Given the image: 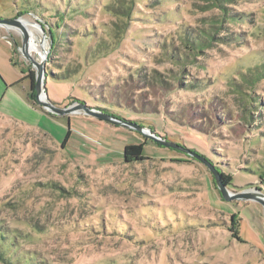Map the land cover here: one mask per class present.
Here are the masks:
<instances>
[{
	"label": "rangeland",
	"instance_id": "rangeland-1",
	"mask_svg": "<svg viewBox=\"0 0 264 264\" xmlns=\"http://www.w3.org/2000/svg\"><path fill=\"white\" fill-rule=\"evenodd\" d=\"M17 18L34 60L48 43L58 108L150 128L232 176L231 192L264 193V0H0V19ZM204 32L215 39L190 53ZM22 44L0 27V78L50 119L1 102L0 264H264L260 204L224 200L207 165L135 130L44 111Z\"/></svg>",
	"mask_w": 264,
	"mask_h": 264
},
{
	"label": "water",
	"instance_id": "water-1",
	"mask_svg": "<svg viewBox=\"0 0 264 264\" xmlns=\"http://www.w3.org/2000/svg\"><path fill=\"white\" fill-rule=\"evenodd\" d=\"M21 20H22L21 18L0 19V27L7 28L8 30L14 29L21 34L23 44L22 47L20 48V51L27 60H31L33 67L36 68V92H37L36 100L38 105L41 106L44 111L56 116H65V115L83 113L87 116H91L117 126L135 130L161 146L184 152L194 158H197L203 164L207 165L215 178L217 188L219 189L224 200L229 202L232 201L255 202L260 204L264 209V193H261L260 191L231 192L229 190V187L223 182L222 173L217 168H215L207 159L200 156L196 152H193L185 148L184 146H180L176 143L164 139L162 136L156 134L150 128L140 126L131 121L116 118L101 110L90 108L85 104L76 103L66 108H58L56 105H54V103L49 98L45 83L47 78L46 62L48 60L49 51L47 50L45 59L41 62L35 61L34 59L31 58L28 52V47L30 45V35L27 32V30L23 27ZM50 38H51V42L53 43V37L51 35Z\"/></svg>",
	"mask_w": 264,
	"mask_h": 264
},
{
	"label": "crops",
	"instance_id": "crops-1",
	"mask_svg": "<svg viewBox=\"0 0 264 264\" xmlns=\"http://www.w3.org/2000/svg\"><path fill=\"white\" fill-rule=\"evenodd\" d=\"M2 78H0V107L2 102L7 111V113L4 112L5 114L37 127H39L42 122L50 119L47 114L34 108L26 99L16 94L14 87L10 86L14 78L10 79L8 75H4Z\"/></svg>",
	"mask_w": 264,
	"mask_h": 264
},
{
	"label": "trees",
	"instance_id": "trees-1",
	"mask_svg": "<svg viewBox=\"0 0 264 264\" xmlns=\"http://www.w3.org/2000/svg\"><path fill=\"white\" fill-rule=\"evenodd\" d=\"M224 1H226V0H224ZM21 14L19 16H21ZM215 30L218 31L219 28H217V29L215 28ZM50 32H51V30H50ZM204 33L206 35L204 37H201V39L199 38L198 41H196V42H191V41L188 40V42H189V48H190L189 49L190 50V53H194V54L200 53L201 52V49H206L208 46L211 45L210 38L211 39H215V37L212 36V35H210V34H208L207 32H204ZM53 45H54V47L56 45V43L54 42V39H53ZM204 45L207 46V47L204 48ZM29 78L32 79V93L29 95V98L31 100L35 101V103H37V100H36V95H37V92H36V78H35L34 73H31V75H29ZM70 135H71V132L69 131L67 133L64 141H63V146H65L66 143L69 141ZM142 156H143V147L142 146H127L125 148V151H124V159L127 162H133L134 160H141ZM222 179H223V182L228 187L232 184V181H233V177L232 176L222 173ZM235 225H236V223H234V226ZM235 227H234V230H233L234 235H235V237L237 239H240L237 230H235L236 229ZM1 237H4L3 234H1ZM3 258H4V260L7 259V258H5V256H3ZM7 264H11V263L9 261H7Z\"/></svg>",
	"mask_w": 264,
	"mask_h": 264
},
{
	"label": "bare ground",
	"instance_id": "bare-ground-1",
	"mask_svg": "<svg viewBox=\"0 0 264 264\" xmlns=\"http://www.w3.org/2000/svg\"><path fill=\"white\" fill-rule=\"evenodd\" d=\"M21 23H22V25H23V23H25V21H22L21 20ZM23 27H24V25H23ZM25 28V27H24ZM26 29V28H25ZM27 30V29H26ZM33 30V29H32ZM27 32L29 33V31L27 30ZM29 35H30V33H29ZM30 44L31 45H33V47H34V44H33V42H32V40L30 39ZM47 45H48V43L46 42V39H44L43 38V41L40 43V46H41V48L43 49L42 51H41V49H39V48H37L38 49V55L39 54H41V57H42V59H41V61H43L44 59H45V56H46V53H47ZM36 47V46H35ZM30 48H32V47H30ZM29 48V49H30ZM31 51H35L34 50V48H32V50H28V52H30L29 53V55L31 56ZM31 58L32 59H34L32 56H31ZM36 61V60H35ZM40 61V58L38 57V62H41Z\"/></svg>",
	"mask_w": 264,
	"mask_h": 264
}]
</instances>
